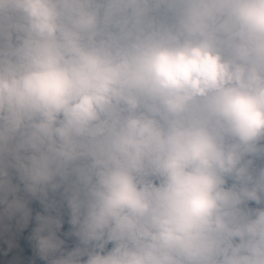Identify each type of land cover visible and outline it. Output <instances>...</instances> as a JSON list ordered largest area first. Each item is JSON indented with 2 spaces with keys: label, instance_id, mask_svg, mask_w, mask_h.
<instances>
[{
  "label": "clouds",
  "instance_id": "9594fccd",
  "mask_svg": "<svg viewBox=\"0 0 264 264\" xmlns=\"http://www.w3.org/2000/svg\"><path fill=\"white\" fill-rule=\"evenodd\" d=\"M0 264H264V0H0Z\"/></svg>",
  "mask_w": 264,
  "mask_h": 264
}]
</instances>
